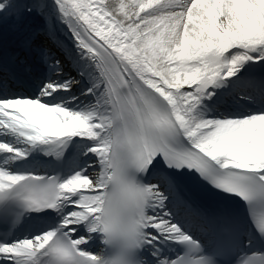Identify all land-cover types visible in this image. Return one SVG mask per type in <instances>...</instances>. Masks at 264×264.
Instances as JSON below:
<instances>
[{"label": "snow or ice", "instance_id": "snow-or-ice-1", "mask_svg": "<svg viewBox=\"0 0 264 264\" xmlns=\"http://www.w3.org/2000/svg\"><path fill=\"white\" fill-rule=\"evenodd\" d=\"M33 16L55 51L0 58V264H264V0H0Z\"/></svg>", "mask_w": 264, "mask_h": 264}, {"label": "bare ground", "instance_id": "bare-ground-1", "mask_svg": "<svg viewBox=\"0 0 264 264\" xmlns=\"http://www.w3.org/2000/svg\"><path fill=\"white\" fill-rule=\"evenodd\" d=\"M9 20V19H8Z\"/></svg>", "mask_w": 264, "mask_h": 264}]
</instances>
